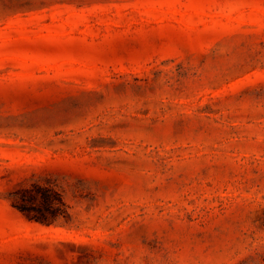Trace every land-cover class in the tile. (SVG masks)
<instances>
[{
  "label": "rangeland",
  "instance_id": "obj_1",
  "mask_svg": "<svg viewBox=\"0 0 264 264\" xmlns=\"http://www.w3.org/2000/svg\"><path fill=\"white\" fill-rule=\"evenodd\" d=\"M0 264H264V0H0Z\"/></svg>",
  "mask_w": 264,
  "mask_h": 264
},
{
  "label": "trees",
  "instance_id": "obj_2",
  "mask_svg": "<svg viewBox=\"0 0 264 264\" xmlns=\"http://www.w3.org/2000/svg\"><path fill=\"white\" fill-rule=\"evenodd\" d=\"M36 188L41 192V202L45 204V208L38 207L35 210L37 212L29 218L36 221H51V219L55 218L59 213L58 210L61 207L58 203L62 201L61 196L56 190L49 187L36 186Z\"/></svg>",
  "mask_w": 264,
  "mask_h": 264
}]
</instances>
